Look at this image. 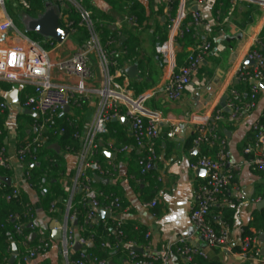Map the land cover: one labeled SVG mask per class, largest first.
I'll return each instance as SVG.
<instances>
[{"label": "crops", "instance_id": "crops-1", "mask_svg": "<svg viewBox=\"0 0 264 264\" xmlns=\"http://www.w3.org/2000/svg\"><path fill=\"white\" fill-rule=\"evenodd\" d=\"M9 1L11 8L15 9L14 0ZM85 1L96 20L108 25L109 28L111 25H118L119 31H125L122 36L128 52L126 60L120 62V68L128 77V89L132 96L137 97L143 92L161 86L165 80V69L155 52V47L168 36L170 24L165 15V8L169 0H137L144 11L138 14V18L130 16L134 18L132 21L127 19L129 16L111 8L105 0ZM185 6L187 9L198 10L203 22L209 23L210 28L202 25L196 28V33L200 38L208 39L211 48L180 99L169 101L163 93H158L145 101V107L159 114L162 119L158 124L159 136L156 142L158 159L143 181H136L142 150L134 146L127 120L121 115L118 119H112L116 124L110 127L108 125L106 138H103L104 135L97 137V144L105 147L102 148L103 153L111 152L107 146L108 141L127 144L129 149L115 153L113 158L104 154L96 159L103 166L113 163L116 166V176L102 178L101 183L95 187L104 192H113L121 198L122 209L115 217L126 227V234L131 235L129 241L135 243L137 248L149 242L151 252L164 255L168 246L185 237L190 244L198 246L207 255L206 258H195L194 263H186L176 254H170L166 264H264L262 261L264 233L253 225L255 216L264 208V171L252 170L248 164V156L243 152V147L250 138L251 124L264 108V92L259 95L256 108L245 114L236 124L230 126L224 121L217 123L226 140L228 160L231 164L238 165L229 189L228 206L234 214L228 226L227 248L209 247L194 231L189 221V210L194 202L195 191L205 178L204 171L190 168L191 162L198 156L197 151L191 147L194 135L191 117L211 114L215 110L227 114L219 105L220 99L226 96L231 87L246 91L243 84L232 81L231 78L246 52L256 46L255 40L264 38V11L251 1H238L230 16L227 15L229 8L227 0H204L200 3L185 0ZM5 10L8 11L6 1ZM16 11L17 15L21 12V23L24 26L28 20L33 19L24 9L19 8ZM217 11H220L219 19L216 18ZM248 13L251 17L250 22L246 21ZM2 17L3 13L0 10V22ZM23 30L18 29L13 21L11 29L6 32L0 31V44L13 45L24 43L26 38L31 39L25 32L29 31L28 28ZM193 44L194 41L188 40L187 37L181 42L176 55L177 64L183 63ZM76 46L70 37L66 38L57 52H51V60L57 61ZM90 60L95 79L88 82V85L90 88H98L100 79L96 54H90ZM134 65L136 71L130 76L127 69ZM52 74L53 81L60 84L67 82L56 69ZM13 88L18 89V103L26 92L32 90L31 86L0 82V102L7 103V108L0 111V145L4 146L10 156H13L22 141L34 134L32 126L34 115L21 108L18 103L13 108L7 102V96ZM99 99V96L93 93L80 108L68 106V111H63L67 114L64 119L74 124L81 137L93 122ZM60 114L57 117H60ZM175 128L177 131H174ZM54 143L57 144L58 151L50 149L52 152L44 157L53 163V168L47 165L43 168V181L38 186H31L25 178L26 172L30 175L38 173L37 169L34 171L29 169L40 166L38 161L12 160L11 169L2 171L0 175L9 178V186H18L19 195L26 197L34 208L35 217L31 221L33 227L29 233L30 237L32 232H35L36 236L46 234L52 241L51 246L44 254L23 261L22 245L10 241L9 255L1 253L0 264H9L13 243L17 248L13 264H67L61 254L60 241L51 238V225L63 224L67 214V202L70 200L76 202L80 198L79 187L75 183L80 159L78 153L61 147L58 142ZM56 189L61 191L65 199L55 206L53 212H49V204L54 200L48 202L45 193L53 196ZM60 198L55 202H59ZM152 199L156 200L155 207L141 206L142 202ZM221 206H223L221 203L215 204L208 216V221L214 228H217L216 221L220 216L215 207ZM96 220H99L98 216ZM244 228L252 234H257L262 258H249L240 254L239 245ZM147 232L150 233L148 238ZM126 244H122L121 247L125 249ZM108 261L110 264H128L125 252L116 250L109 251Z\"/></svg>", "mask_w": 264, "mask_h": 264}, {"label": "built area", "instance_id": "built-area-1", "mask_svg": "<svg viewBox=\"0 0 264 264\" xmlns=\"http://www.w3.org/2000/svg\"><path fill=\"white\" fill-rule=\"evenodd\" d=\"M5 1L0 0V10L3 13L0 22L1 32H6L13 27V18L5 10ZM57 1L63 7L66 4L73 7L79 15L78 25L86 27L88 31V37L70 53L57 61H52L51 52H57L58 47L64 42L59 43L52 38L43 40L49 49L44 48L39 41L29 38H26L24 43L0 44V82L31 86L32 90L26 92L18 104L34 115L32 122L34 134L18 145L13 156L8 155L4 146L0 145V175L2 171L11 169L12 160L34 162L37 159V151L43 148L51 137H58L64 131L63 127L55 124L57 115L63 112L67 105L80 108L91 94H97L100 99L92 124L83 137L78 133L74 135L80 140L81 147L75 182L81 191L80 198L76 202L70 200L66 204L67 214L63 224L59 226L62 232V238L59 241L61 254L67 264H107V259L84 250L94 240V232L88 231L87 226L97 219L98 210L108 212L110 217L106 219H112L110 223L118 229L116 233L119 237L124 236L120 230L122 222L115 217L122 209L121 198L113 192L97 189L94 184V175L101 178L116 176V166L113 163L110 162L103 166L95 159L99 151L97 137L107 133V123L110 120L118 119L123 115L127 120L134 146L142 150L139 175L136 181H143L158 159L156 142L159 136L158 124L162 120L159 114L145 107V101L158 93H163L169 101L180 99L211 48L210 41L200 38L196 33V28L202 25L210 28V25L203 22L198 10L187 9L185 0H169L165 8V15L170 24L168 36L155 47V52L165 69V80L161 86L133 97L128 89V77L121 70L118 59L121 53H125L119 47V26L115 25L116 36L103 39L102 31L95 27L91 11L84 5L83 0ZM173 1L177 2L175 10L172 6ZM195 1L200 3L204 0ZM227 1L229 3L228 16L231 15L238 1H251L264 11V0ZM14 5L15 10L19 8L25 10L30 8L32 0H14ZM58 16L60 26L67 30L66 38L70 37L75 32L73 21L59 8ZM216 18H220V11L216 12ZM127 19L134 20L130 16ZM223 19L227 20V18ZM189 34L194 44L183 63L177 64V50ZM255 45L246 52L232 75L231 80L243 84L246 91L243 92L234 87L227 91L225 106L229 112L224 115L221 110H215L211 114L192 115L190 120L194 127L191 147L198 153L197 159L191 162L190 168L192 170L203 168L205 178L195 191L194 202L189 210V221L194 231L209 247L227 248L229 227L221 218H218V227L214 228L208 221V216L215 204L221 203L224 206L230 203L229 189L233 184L235 170L238 169L237 164H231L228 160L226 140L219 131L217 123L224 121L230 126L236 124L245 114L256 108L259 95L264 92L261 87V83L264 82V38L255 40ZM92 53L96 54L98 60L100 79L98 88H90L88 85V82L95 79L90 60ZM246 60L252 63H246ZM54 69L67 80L66 83L60 84L53 81ZM6 108L7 103L0 102V111ZM174 131L177 129L175 128ZM107 146L114 153H122L129 149L127 144H117L114 141H108ZM243 152L247 154L248 164L252 170L264 171V108L251 124L250 138L245 143ZM88 169L94 170L95 174H88ZM25 178L29 183L30 174L28 172ZM4 185L5 183L0 179V187ZM11 188L10 194L5 196L6 200L19 195L18 186H11ZM55 205V201L50 202L49 212L54 211ZM141 206L153 208L156 206V200L142 202ZM24 207L23 216L31 222L35 217L33 206L28 202ZM78 208L81 209L82 221L74 227L73 222L79 212ZM9 218L14 221L18 219V216H9ZM107 223L105 222L104 225ZM13 229L20 236L18 243L23 247V261L44 254L51 246V239L43 235L36 236V241L30 244L31 237L29 233L23 232V226L19 222L13 224ZM86 232L87 234L84 235ZM149 235L150 233L147 232L146 238ZM76 237H78L77 241L81 249L78 250L79 253L75 258H71ZM100 245L104 250L125 252L128 264H166L170 254H176L186 263H192L197 257H207L204 251L190 244L185 237L168 246L164 255L151 252L149 242L139 247L141 252L134 249L137 245L132 241L127 242L125 249L121 247L120 242L111 243L108 240L102 241ZM239 246L240 254L243 256L262 258L257 234L242 237ZM262 261L264 263V259Z\"/></svg>", "mask_w": 264, "mask_h": 264}, {"label": "trees", "instance_id": "trees-1", "mask_svg": "<svg viewBox=\"0 0 264 264\" xmlns=\"http://www.w3.org/2000/svg\"><path fill=\"white\" fill-rule=\"evenodd\" d=\"M49 0H32V5L30 6V8L25 9V12L27 15H29L32 18H37L39 17L46 9V6L48 4ZM85 1V0H83ZM110 6L115 5V10L125 14L126 16H137L138 18V14L142 13L144 11L143 6L137 1V0H116V1H121L122 5H116L114 3L113 0H105ZM223 1V0H222ZM85 3V2H83ZM58 8L71 20L73 21V27L75 28V32L70 36L72 37L71 39L78 45L81 42H83L87 37H88V31L86 29V27L78 25V21H79V15L78 13L73 9V7H71L70 5L66 4L65 7H63L61 5L60 2L57 3ZM85 6L89 9V5L85 3ZM173 9H176L177 6V2L173 1L172 3ZM92 14V12H91ZM92 18L94 20L95 23V27L98 30L102 31L101 37L103 39L110 37V36H116L117 32L116 31H112L108 25H103L100 21L96 20L94 18V16L92 15ZM251 17L248 13L247 17H246V21L250 22ZM245 23V22H244ZM27 34L30 38L32 39H37L39 38H43V36L31 32V31H27ZM125 34V31H120V37L122 35ZM119 37V38H120ZM187 39L191 40V36L190 34L186 36ZM193 40V39H192ZM45 44V43H44ZM121 51H125V53H121V55L119 56V63L123 62L126 60V53L128 52V48L126 47V43L123 42L122 45L119 46ZM224 114V113H223ZM226 115V114H224ZM67 114L64 112H61L60 117L55 118V124L57 126H61L64 128L63 133L58 136V137H51L47 143L45 144V146L41 149H39L37 151V159L35 161L40 162V166L36 167H32L29 168L31 171L34 170H38L37 174H31L30 175V179H29V183L32 186H38L39 184L42 183L43 181V174H42V170L43 168L47 165V167H51L53 168V163H50L48 160H45L44 157L52 152L49 148V145H51L54 142H58V144L61 147H66L67 149L73 151L74 153H78L80 151V140L75 137V133H78L77 128L74 126L73 123L68 122L64 119V117H66ZM116 124V121H112L110 120L107 123V127L109 125L112 126ZM103 138H106V135L103 136ZM99 151L97 153V155L95 156V159H98V157H102L104 156V153L102 152V148L103 145H99ZM49 167V168H50ZM88 174L93 175L95 174L94 170L92 169H88ZM98 182L95 180L94 178V184L97 185ZM11 186L7 185L5 183V185L3 187H0V254L1 253H6L7 255H9L10 252V241H13L14 243L18 242V240L20 239V236L17 235L13 229V224L16 222H19L22 226H23V232L25 233H30L32 231L31 228H27V224L30 222L26 217L23 216V212H24V206L26 203H28V199L24 196H12L9 200L5 199V196L10 194L11 192ZM61 195V196H60ZM45 197L46 200L48 202L52 201V200H57L60 197L59 202H55L56 205H59L63 202L64 195L62 196V193L60 190L56 189L55 193L53 196H49L48 193H45ZM62 201V202H61ZM55 205V206H56ZM229 205V204H228ZM228 205H224L221 207H218L215 209L220 212V216L219 218L222 219V221L227 224V226L230 225V222L232 220L233 217V210L231 208H229ZM34 209V208H33ZM78 214L75 218V221L77 222L76 225L81 224L82 218L80 216V212L81 209L78 208ZM18 216V219H15L14 221L9 218V216ZM116 216V215H115ZM112 219H99V220H95L92 224L87 226V230L88 231H92L94 232V240L91 244H89L88 246H86L84 248L85 251L93 253L95 255H97L100 258H105L108 260L109 257V251L110 250H103L101 248L100 243L104 240H109L111 243L113 242H120L121 244H126L130 238L131 235L126 234V227L122 225V227L120 228V230H122L124 236L123 237H119L117 235V228H115L113 223H110ZM218 221V220H217ZM216 221V223H217ZM105 222H108L107 224L104 225ZM253 225L256 227V229L258 231H262L264 233V208L260 209L259 212L257 213V215L254 218L253 221ZM4 227V228H2ZM218 227V226H217ZM86 233H84V235H86ZM82 235V234H79ZM252 233L249 232V230H247V228H244L243 230V234L242 236H251ZM75 236H77V234H75ZM46 238H48V235L45 234ZM36 241V237L33 240H30L29 243L33 244ZM79 251H73V253H71V258H75L78 255ZM194 263V261L192 262ZM107 264H110V262L108 261Z\"/></svg>", "mask_w": 264, "mask_h": 264}, {"label": "water", "instance_id": "water-1", "mask_svg": "<svg viewBox=\"0 0 264 264\" xmlns=\"http://www.w3.org/2000/svg\"><path fill=\"white\" fill-rule=\"evenodd\" d=\"M27 28L29 31L31 32H34V33H37L41 36H43L44 38H52L53 40H55L56 42H63L65 40V38L67 37L68 33H67V30L63 29L61 26H60V23H59V16H58V12L55 11L54 9L52 8H46L45 11L37 18H33V19H30L28 20L27 22ZM110 29L112 31H115L116 30V26L115 25H111L110 26ZM123 41H124V37H120V42H119V45H122L123 44ZM246 63H252L251 61L249 60H246L245 61ZM136 71V66H130L128 69H127V74L131 76V73L135 72ZM261 87L264 89V82L261 83ZM17 93H18V89L17 88H13L12 91L8 94L7 96V102L10 104L11 107L15 108L16 104L18 103V97H17ZM226 99H227V96H223L220 101H219V105L223 108V111L228 113L229 112V109L227 107H225V102H226ZM28 111V110H26ZM68 111V105L64 108V112H67ZM29 113H31L30 111H28ZM115 120V119H113ZM126 120L124 119V122ZM49 148L50 149H53L55 151H58V146L57 144L53 143L51 145H49ZM105 155L113 158L115 156V153H112V152H108V151H105L104 152ZM198 170H202L205 172V170L203 168H198ZM94 178L96 181L98 182H101V177L98 176V175H94ZM4 183H6L7 185H9V178L7 177H1L0 178ZM79 191L80 188H79ZM264 205V203H263ZM110 215L108 212H104L102 210H98V218L101 219V218H109ZM76 221L73 222V226L75 227L76 226ZM33 227V224L32 222H29L27 224V228H32ZM36 233L35 232H32L31 234V240H33L35 237H36ZM51 238L53 240H60L62 238V232L59 228V224H53L51 225ZM78 237H76V241L73 245V250L74 251H78L81 249V245L78 243L77 241ZM137 252H141V248H137L135 247L134 248ZM263 253H264V250H263ZM17 256V248H16V245L13 243L11 245V256L9 258V264H13L14 261H15V258Z\"/></svg>", "mask_w": 264, "mask_h": 264}, {"label": "rangeland", "instance_id": "rangeland-1", "mask_svg": "<svg viewBox=\"0 0 264 264\" xmlns=\"http://www.w3.org/2000/svg\"><path fill=\"white\" fill-rule=\"evenodd\" d=\"M114 1V3L116 4V5H122V2L121 1H116V0H113ZM85 3H86V1H84ZM57 3H58V1L57 0H49L48 1V4H47V8H52V9H54L55 11H58V5H57ZM85 3H84V5H85ZM115 5H111V8H113L114 10H115ZM6 8H8V12L10 13V15L12 16V18H13V21H14V23H15V25H16V27L18 28V29H20V30H22V31H24L23 29L24 28H26L27 27V22H26V26H24L22 23H21V19H22V17H21V15H20V13H19V15H17V11L15 10V9H13V8H11V6H10V1L8 2V0H6ZM25 32H27V31H25ZM70 38H72V37H70ZM32 39V38H31ZM34 40H37V41H39L41 44H42V46L44 47V48H46V49H49V47H48V45L47 44H44L43 43V38H37V39H34ZM66 54H68V53H65L64 55H66ZM98 74H99V70H98Z\"/></svg>", "mask_w": 264, "mask_h": 264}]
</instances>
